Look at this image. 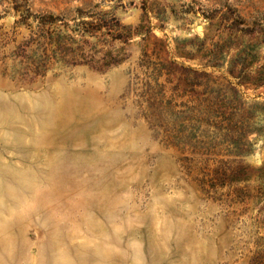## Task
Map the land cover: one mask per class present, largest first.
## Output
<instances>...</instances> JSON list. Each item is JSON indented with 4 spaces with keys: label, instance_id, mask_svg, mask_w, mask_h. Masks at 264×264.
<instances>
[{
    "label": "rangeland",
    "instance_id": "374dc122",
    "mask_svg": "<svg viewBox=\"0 0 264 264\" xmlns=\"http://www.w3.org/2000/svg\"><path fill=\"white\" fill-rule=\"evenodd\" d=\"M0 264H264V0H0Z\"/></svg>",
    "mask_w": 264,
    "mask_h": 264
},
{
    "label": "trees",
    "instance_id": "16d2710c",
    "mask_svg": "<svg viewBox=\"0 0 264 264\" xmlns=\"http://www.w3.org/2000/svg\"><path fill=\"white\" fill-rule=\"evenodd\" d=\"M17 8H19V7H17ZM144 8L147 9V6H145Z\"/></svg>",
    "mask_w": 264,
    "mask_h": 264
}]
</instances>
